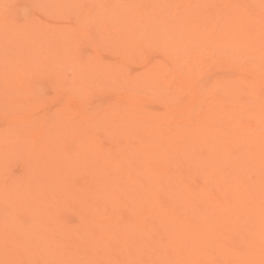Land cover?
<instances>
[{"label": "bare ground", "instance_id": "6f19581e", "mask_svg": "<svg viewBox=\"0 0 264 264\" xmlns=\"http://www.w3.org/2000/svg\"><path fill=\"white\" fill-rule=\"evenodd\" d=\"M115 2L62 30L37 25L35 57L5 70L13 91L29 89L24 79L59 84L64 57L75 76L56 110L32 91L28 120L17 111L0 128V243L28 264H264V0ZM41 54L50 61L37 68ZM75 99L76 119L58 113ZM44 130L60 143L63 173L84 181L60 183L62 204L40 178L8 172L29 169Z\"/></svg>", "mask_w": 264, "mask_h": 264}, {"label": "rangeland", "instance_id": "374dc122", "mask_svg": "<svg viewBox=\"0 0 264 264\" xmlns=\"http://www.w3.org/2000/svg\"><path fill=\"white\" fill-rule=\"evenodd\" d=\"M50 1L54 4L52 5L53 9H49L45 6L42 0H0V128L8 127L11 123L12 117L15 116L14 113L17 111L20 113V115L16 117L19 121H21V119L28 120V113L30 110L28 108L29 105H26L24 99L25 97H30L32 91L34 94H37V98L34 102L35 104H43L47 108L56 110L58 106L54 103L55 96L58 95L60 90L70 89L73 85L75 67L71 64L70 58L64 57L61 60L56 61V68L54 70V73H56L57 77L61 80L59 84H46V78L39 79L37 82L33 79H24V83H29V89L27 91L12 90L10 84L17 82L15 74L11 71L6 75L5 70H7L8 67L10 70L12 63H17L18 71H22V67L26 65L25 63L29 61V58L32 59L35 57L32 55H34V51H36L37 48L32 46L31 49L28 50L27 45L28 42L33 39L32 33L37 28V25H40V31L42 34H44L43 30H62L64 27H70L75 24L74 15L78 13H89L90 18L97 19L102 13H108V9L115 7L116 4V0H60L59 3H56L55 0ZM53 13L57 15L53 17ZM67 14L70 16L71 20L70 18L67 19ZM54 21L57 23H53ZM9 25L20 26L23 30L19 32L18 36L13 37ZM46 38L48 39L45 41L46 48H52L53 43L49 39V36L47 35ZM93 49L94 48L91 45L83 44L80 51L82 54L81 57L83 59H91L94 55ZM26 56L29 58L23 61ZM40 56L41 57L33 60L36 61L37 68L44 63L43 61H50V59H43V54ZM154 57L160 58V56ZM106 60L108 62H113L115 59L107 57ZM45 65L50 66L48 63ZM19 80L21 81L22 78H19ZM69 104L70 110L66 112L67 115L60 110L58 113H62L63 117L66 116L67 118L76 119L74 113L79 112L77 110L81 109L83 101L75 99ZM34 110L39 114L43 112L40 111L41 109L39 108ZM34 129L36 130V136H39L42 133V130H40L38 126H35ZM45 132L46 131L44 130L43 134ZM52 133L53 132L51 131L46 132L42 139H39L35 143V145L42 144L40 149L34 153L27 151L28 153L25 155L26 161L29 164V169L27 171L22 172L21 165L18 167L16 164L15 166L12 164L14 167L11 166L12 168L10 167V169H6L10 170H8V172H10L12 178L13 176H17L18 179L24 180L27 178L30 184L33 185L37 179L40 178L41 187L45 189L48 188L47 191H57L55 200L62 204L64 202L62 200V189L59 191L61 188L60 183L62 186H66V183L70 185H72V183L83 184L84 181H81L82 175H79L76 178L63 173V162L61 161L62 158L59 156L62 152L61 150H57V148L60 147V143L58 140L54 139ZM44 141H46V143H44ZM5 146L2 148L5 149ZM10 147L7 149H10L9 151L11 152L14 148V150H16L14 152L20 151L19 147L16 148L14 145L13 148ZM17 177L14 178L17 179ZM44 196L46 197L45 194ZM162 199L166 201V198L162 197ZM70 210L72 209L68 208L61 211L59 213L60 218L63 219L64 217H69V215L72 214L70 213ZM110 213L116 215L113 211H110ZM65 224L67 225L68 223ZM2 241L4 240H0V242ZM64 246L66 247V244ZM70 246H72V244H70ZM67 252H69V250ZM100 252L101 251L98 250V253ZM21 259L22 257H15L13 249L0 243V264H28L26 258L20 261ZM36 264H40V261L37 260Z\"/></svg>", "mask_w": 264, "mask_h": 264}]
</instances>
